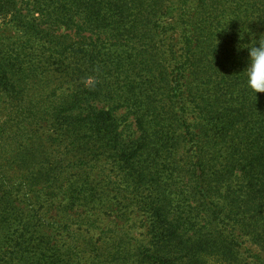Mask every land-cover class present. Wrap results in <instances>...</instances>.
<instances>
[{
    "label": "trees",
    "instance_id": "1",
    "mask_svg": "<svg viewBox=\"0 0 264 264\" xmlns=\"http://www.w3.org/2000/svg\"><path fill=\"white\" fill-rule=\"evenodd\" d=\"M0 22V100L25 104L0 121V264H264V93L240 47L264 0H0ZM102 162L119 193L71 180Z\"/></svg>",
    "mask_w": 264,
    "mask_h": 264
},
{
    "label": "rangeland",
    "instance_id": "2",
    "mask_svg": "<svg viewBox=\"0 0 264 264\" xmlns=\"http://www.w3.org/2000/svg\"><path fill=\"white\" fill-rule=\"evenodd\" d=\"M14 30L10 29L9 27H7L6 25L2 24L0 22V37H2V35L6 36V35H13ZM24 99H22L21 97L16 98L14 100H8V99H2L0 100V107L1 109H3V115L0 117V121L5 120V116H10L11 118H15L17 116V118H15V124L14 126H17L16 123H20L21 122V115L23 114L24 111ZM10 118V119H11ZM9 121V124H11L12 122ZM24 127V124H21ZM22 126H19V128H21ZM32 129V138L31 140H28L29 138H27L28 136H26V138L24 136H21L18 141L22 144L26 143V140H28V142H30V145L33 146L34 148V154L37 155L39 153L40 150V137H42L45 133L46 130L43 129V127H41L37 122H34V124L31 126ZM6 139L9 137L8 135H5ZM101 166L104 167V169H99V170H95V169H88L85 168L84 166H79L78 163H76L75 166L70 167L72 168V175L73 177L71 178V180L73 178L78 177L79 181L77 183L83 184L85 183V181L87 180V177L85 174L88 173H95V174H99L101 176V184L100 186L103 187L102 189L105 190V193L108 194H115V193H119L120 190L125 188L127 178H123L122 175L121 176H116L117 171H115L110 164L108 163H101ZM101 170V171H100ZM95 171V172H94ZM100 171V172H98ZM84 176V177H83ZM128 209H132L135 211V206L134 205H129ZM138 215V214H137ZM48 217V216H47ZM46 217V219H47ZM104 220V219H102ZM136 221H140L141 217L138 216L135 218ZM138 232H143L142 230H138ZM99 237V232L96 235H91L89 234L84 242L86 243L87 248L89 249L90 253H92V249L93 248H97L100 247L102 245H99L102 242L101 238ZM88 242V243H87ZM88 260V264L90 259Z\"/></svg>",
    "mask_w": 264,
    "mask_h": 264
},
{
    "label": "clouds",
    "instance_id": "3",
    "mask_svg": "<svg viewBox=\"0 0 264 264\" xmlns=\"http://www.w3.org/2000/svg\"><path fill=\"white\" fill-rule=\"evenodd\" d=\"M241 45H250L240 47L247 50V61L243 71L246 86L256 99L258 93H264V36H261L259 40L250 37L248 44Z\"/></svg>",
    "mask_w": 264,
    "mask_h": 264
}]
</instances>
